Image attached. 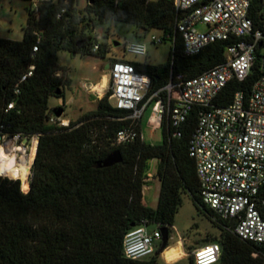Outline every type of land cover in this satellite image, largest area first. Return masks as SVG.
I'll return each instance as SVG.
<instances>
[{"label": "trees", "instance_id": "16d2710c", "mask_svg": "<svg viewBox=\"0 0 264 264\" xmlns=\"http://www.w3.org/2000/svg\"><path fill=\"white\" fill-rule=\"evenodd\" d=\"M30 1L22 40L0 37V131L30 139L38 136L29 188L23 190L20 179L0 176V264H178L163 260L157 250L141 259L128 258L123 244L133 224L166 226L170 233L183 193H189L219 228L218 234L205 238L206 243L222 247L215 264H264V243L239 237L233 231L236 222L216 217L202 200L195 162L188 152L200 107L190 111L180 137L173 136L166 117L157 143L143 137L140 121L135 123L129 110L111 103V91L78 120H70L68 125L49 122L59 108L50 107L49 98H61L63 86L71 85L70 78L57 74L63 68L59 51L102 58L112 51L110 62L124 60L113 49L118 40L106 41L113 36L112 21L134 25L137 39L153 29L172 35L167 61H130L151 78L146 99L159 89L161 96H166L164 87L175 82L178 74L194 77L224 62L232 40L216 41L187 55L180 33L175 32L178 15L174 0H88L82 9L78 0ZM249 15L255 28L262 29L260 0H251ZM95 28H102L104 40L93 51ZM257 55L260 57L259 52ZM260 64L259 58L243 81L230 80L215 104L230 103L238 90L250 93L261 73ZM30 70L32 74L23 79ZM129 125L135 126L139 136L130 143H115L117 132ZM117 149L122 153L121 162L100 165ZM153 171L160 181L155 207L144 199ZM260 194L264 197V187ZM196 247L185 244L190 264Z\"/></svg>", "mask_w": 264, "mask_h": 264}, {"label": "built area", "instance_id": "2783aa9c", "mask_svg": "<svg viewBox=\"0 0 264 264\" xmlns=\"http://www.w3.org/2000/svg\"><path fill=\"white\" fill-rule=\"evenodd\" d=\"M260 2L264 17V0ZM250 5L251 0H174L178 15L175 32L182 37L185 53L194 55L210 43L229 39L232 42L227 46L225 61L194 77L178 74L175 82L164 87L166 96H161L159 89L147 99L151 78L137 70L130 60L110 62L109 83L112 80V85L105 94L111 91L112 103L129 110V117L135 123L151 106L150 128L161 129L167 117L174 137L182 136L181 127L190 111L195 106L200 107L188 152L195 162L202 200L216 217L234 220L233 231L239 237L260 244L264 243V197L260 194L264 187V18L263 28L256 29L249 15ZM200 24L206 29L199 30ZM94 35L97 42L93 51H96L103 31L95 28ZM170 39L172 35L164 32L151 36L155 44ZM124 51L138 56L148 53L147 44L141 40H126ZM259 58L261 73L250 93L238 90L230 103L216 105V97L228 82L246 79ZM31 74L32 70L23 79ZM12 107L13 102L9 104V108ZM49 122L68 125L62 116L55 114L50 116ZM0 134L3 144L12 142L21 146L22 140L29 138L21 133L0 131ZM138 136L135 126L129 125L117 132L115 143H130ZM33 137L38 139V136ZM161 227L149 230L143 223L128 231L123 244L126 257L141 259L153 254L158 241L162 240ZM221 252L222 247L216 242L196 247L192 251L193 264H215Z\"/></svg>", "mask_w": 264, "mask_h": 264}, {"label": "rangeland", "instance_id": "374dc122", "mask_svg": "<svg viewBox=\"0 0 264 264\" xmlns=\"http://www.w3.org/2000/svg\"><path fill=\"white\" fill-rule=\"evenodd\" d=\"M88 0H78V7L84 8ZM30 0H0V37L10 38L13 40H22L24 35V27L27 22V7L30 6ZM106 27L108 25H105ZM111 34L106 41L111 43L113 40H118L119 44L114 43V50L124 59H134L139 61H147L149 63L157 64L168 60L171 55L172 42L167 40L161 44H155L151 41L152 35H161L162 31L159 29L151 30L142 39H137L134 30L135 27L129 23L119 21H112L110 24ZM199 30H205L206 26L200 24L197 26ZM141 40L147 44L148 53L146 55L127 54L123 51L124 40ZM104 40V39H102ZM112 48V47H111ZM108 53L105 58L98 57L91 54L76 53L67 50H61L58 53L59 64L63 67L58 71V75L63 79H71V85H64L63 89L65 95L61 98L51 96L49 98V106L52 108L63 107L64 111L62 118L68 123L69 120H78L84 113L96 108L99 98L105 95L108 87L112 85V80L105 87L102 96L97 91H94L91 84L100 81L102 75H109L110 71L105 67L110 63V55ZM110 76V75H109ZM62 88V87H61ZM112 103V100H111ZM149 112L147 111L143 116L144 123V137L151 142H159L162 137L161 129L155 133H151L150 128L145 125ZM33 137L26 145L21 146L27 148L28 154L31 153L33 147ZM38 141V139H37ZM155 171L151 172L150 181L144 188V198L150 206H157L160 195V184L158 179L153 176ZM31 175V173H30ZM30 179V177H29ZM22 186V184H21ZM23 190L27 189L22 188ZM155 224L148 225L149 230H153ZM219 228L212 223L210 218L200 210L194 203L193 198L189 193L182 194V203L175 215L173 229L170 231L168 242L170 245L161 253V257L168 263H172L180 259L184 254L182 249V241L185 244H192L197 247L207 244L205 238L208 234H218ZM158 243H160L158 241ZM160 245V244H158ZM178 264H190L188 256L178 260Z\"/></svg>", "mask_w": 264, "mask_h": 264}, {"label": "bare ground", "instance_id": "6f19581e", "mask_svg": "<svg viewBox=\"0 0 264 264\" xmlns=\"http://www.w3.org/2000/svg\"><path fill=\"white\" fill-rule=\"evenodd\" d=\"M108 81V75L104 74L100 81L91 84V87L102 96ZM36 149L37 139L34 141L30 154H28L27 148L23 146L13 145L12 142L3 144L0 141V176L20 179L22 188H29V175Z\"/></svg>", "mask_w": 264, "mask_h": 264}, {"label": "water", "instance_id": "95a60500", "mask_svg": "<svg viewBox=\"0 0 264 264\" xmlns=\"http://www.w3.org/2000/svg\"><path fill=\"white\" fill-rule=\"evenodd\" d=\"M115 44L118 45L119 43L116 42ZM73 55H76V52H73ZM105 68L107 70H109L110 69V63H107ZM58 93L60 94L61 90H58ZM63 111H64L63 107H59V108L54 110V114L56 116H58V117H61L62 114H63ZM1 139H2V134H0V140ZM28 140H29V138L23 139V143L26 144L28 142ZM37 144H38V142H37ZM122 159H123L122 153H121L120 150L117 149V150L112 151L104 160H102L100 162V165H102V166H111V165H113L115 163L121 162ZM133 226H136V225L133 224ZM161 230H162V240H161V244H160L159 248L156 251V255L161 254L164 251V249L167 246L168 240H169L168 227L162 226Z\"/></svg>", "mask_w": 264, "mask_h": 264}, {"label": "crops", "instance_id": "0c3cea01", "mask_svg": "<svg viewBox=\"0 0 264 264\" xmlns=\"http://www.w3.org/2000/svg\"><path fill=\"white\" fill-rule=\"evenodd\" d=\"M101 31H102V28H99ZM128 60H130V61H138V62H142V61H139V60H134V59H128ZM108 78H109V75H108ZM149 112V114H148V117H147V120H146V122H145V125L147 126V127H149L150 128V126L148 125V118H149V116H150V114H151V106H148L146 109H145V112H144V115H145V113L146 112ZM143 115V116H144ZM69 119H68V123H69ZM140 124H141V126H142V135H143V137H144V123H143V117H142V119L140 120ZM150 131H151V133L153 134V133H155L156 131H153L151 128H150ZM145 138V137H144ZM157 183H159L160 184V181L158 180V181H156ZM145 199V202H146V198H144ZM147 203V202H146ZM155 228H157V226L155 227ZM154 228V229H155ZM181 242H182V249H183V251H184V254L185 255H183L181 258H183V257H186V256H188V253L186 252V249H185V243H184V241H182L181 240ZM180 258V259H181ZM180 259H178V260H180ZM178 260L177 261H174V262H172V263H178Z\"/></svg>", "mask_w": 264, "mask_h": 264}, {"label": "flooded vegetation", "instance_id": "af4514ba", "mask_svg": "<svg viewBox=\"0 0 264 264\" xmlns=\"http://www.w3.org/2000/svg\"><path fill=\"white\" fill-rule=\"evenodd\" d=\"M158 244H160V243H158Z\"/></svg>", "mask_w": 264, "mask_h": 264}]
</instances>
